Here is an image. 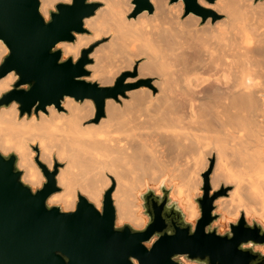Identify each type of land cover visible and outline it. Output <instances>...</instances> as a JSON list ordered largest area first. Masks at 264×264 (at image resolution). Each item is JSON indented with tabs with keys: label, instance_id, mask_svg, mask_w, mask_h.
<instances>
[{
	"label": "bare ground",
	"instance_id": "bare-ground-1",
	"mask_svg": "<svg viewBox=\"0 0 264 264\" xmlns=\"http://www.w3.org/2000/svg\"><path fill=\"white\" fill-rule=\"evenodd\" d=\"M130 1L102 0L104 7L84 20L85 27L93 34L76 33L73 42L59 44L64 56L76 60L93 39L111 32L110 49L95 52L89 79H97L102 85L111 84L122 71L133 66L137 57L145 55L138 74H158L160 83L153 84L159 86L158 94L153 97L151 89L140 88L127 92L129 99L122 98V104L106 99L105 117L89 124L84 123L94 112L90 99L76 101L65 96L61 110L49 105L45 111L29 117L18 116L16 102L1 106L0 152H13L17 156L22 181L33 189L41 186L44 177L33 161L35 153L31 145L37 144L39 160L48 168L55 160H65V167L56 175L60 190L47 198L49 205H58L64 211L74 209L78 193L99 208L110 183L107 175L114 176L116 187L111 197L117 224L141 228L145 218L137 204V191L143 183L165 174L167 182L178 181L173 190L183 199L187 219L198 216L197 206L191 201L194 190L197 191L196 173L212 151L216 154L212 187L217 188L222 180L235 182L230 203L221 201L220 209L227 215L238 216L236 204L247 198L251 208L248 203L246 214L255 211L264 214V128L261 125L255 128L257 124L254 129L250 127L252 110L250 116L245 115L253 105L255 90L264 88V82L259 81L262 74L258 76L263 62L260 66L259 61V69L255 70L257 63L253 61L255 69H252L253 62L247 59L253 57L248 55L255 49V45L252 50L249 48L255 38L248 37L250 27L264 33V4L253 5L251 0H216L212 6L226 13L227 20L208 18L198 26L199 17L192 13L179 20L183 9L180 0L176 9L167 0H150L154 12L143 11L127 18L133 7ZM58 2L69 0H40L42 15ZM198 2L210 5L205 0ZM177 31L186 33L184 36L191 42L181 33L178 39ZM263 44L260 42L254 53L263 54ZM205 51L206 59L202 53ZM6 52L0 40V61ZM176 63L180 73L173 75L175 72H170V68ZM254 70L258 71L257 75ZM16 78L13 72L0 78V95L10 89ZM197 167L198 170L194 169ZM241 168L251 174L248 186L232 179V171ZM193 174L197 175L195 180Z\"/></svg>",
	"mask_w": 264,
	"mask_h": 264
},
{
	"label": "water",
	"instance_id": "water-1",
	"mask_svg": "<svg viewBox=\"0 0 264 264\" xmlns=\"http://www.w3.org/2000/svg\"><path fill=\"white\" fill-rule=\"evenodd\" d=\"M182 1L184 15L193 13L205 20L211 13L198 0ZM132 3L133 17L153 12L150 0ZM100 4L96 0L58 2L47 20L40 0H0V40L8 50L0 61V78L9 72L17 77L0 95V107L16 102L18 116L29 117L49 105L60 108L69 96L76 101L91 99L98 120L104 116L106 99H117L138 86L123 83L126 72L113 85L84 79L93 47L82 49L76 60L63 58L56 48L60 42H73L75 33L85 32V18L93 16ZM33 149L45 177L36 189L22 181L17 156L0 152V264H183L179 258L196 264H264V252L255 249L264 245L260 222H248L241 213L224 233L213 225L220 217L214 202L226 193L224 188L212 190L213 160L202 173V194L194 197L200 211L194 225L187 221L171 188L161 182L158 190L146 187L139 194L147 222L135 228L117 225L112 189L104 192L101 210L80 193L71 211L49 205L47 198L59 191L58 169L56 165L49 169L39 160L38 148Z\"/></svg>",
	"mask_w": 264,
	"mask_h": 264
},
{
	"label": "rangeland",
	"instance_id": "rangeland-1",
	"mask_svg": "<svg viewBox=\"0 0 264 264\" xmlns=\"http://www.w3.org/2000/svg\"><path fill=\"white\" fill-rule=\"evenodd\" d=\"M96 1H98V2H100L101 4H100V6H99V8H101V7H104V2H102V0H96ZM208 4H210L209 6H203V5H201L199 2V4L201 5V6H203L204 8H206L207 10H209L211 13H209L208 14V17L205 19V20H202V18H201V16L200 15H197V14H194L195 16H197V17H199V20H198V26L199 25H202V24H204L206 21H207V19L208 18H210V19H213V20H215V21H217V20H227V16H226V13H223V12H221V11H219L216 7L214 8L213 6H212V4L214 5L215 3H216V0H212L211 2H209V1H207V0H205ZM248 1V0H247ZM264 0H251V3L253 4V5H255L256 3H258V4H256L257 6L259 5V3H260V5H261V3H263L264 4V2H263ZM167 2V4H169V5H173V4H175L173 7L176 9V4H177V2H171L170 0H167L166 1ZM180 2H182V4H183V9H182V11H181V13L179 14V16H178V18H179V20H182V19H184L186 16H188V14L187 15H184V3H183V1L182 0H180ZM129 4H132L133 5V7H132V9H131V11L126 15V17L127 18H133V16H132V13H133V9H134V4L132 3V0L129 2ZM262 4V5H263ZM98 8V9H99ZM178 8V7H177ZM52 10H55V5H54V7L53 8H50L49 10H48V12L44 15L43 14V16H44V18L45 19H49V12L50 11H52ZM145 12H147V11H145ZM153 12H154V6H153ZM42 13V12H41ZM148 13V12H147ZM190 14V13H189ZM193 14V13H192ZM174 15H175V13H174ZM84 27H85V23H84ZM192 27H194V26H192ZM264 27V26H263ZM85 32H82V34H86V35H89V36H91L93 33L91 32V31H89L86 27H85ZM175 29V28H174ZM192 29H194V28H192ZM260 29H263V28H261V27H259V30ZM174 31V30H173ZM173 31H172V34H173ZM253 31V32H252ZM258 32V33H257ZM259 32L261 33V35H259ZM178 33V34H177ZM181 33V35L182 36H184V34H185V36H187V34L186 33H183L182 34V32H176V36L177 35H179ZM250 33V34H249ZM248 33V37H249V39L251 40L252 39V37H255V38H253L252 39V45H251V43H250V41H249V44L251 45L249 48L251 49L254 45H255V49H256V46H261L260 45V42H264V39L262 38L263 36L262 35H264V33L263 32H261V30L260 31H258V29L256 28V31H255V29L253 30H251V27H250V32ZM252 33H254V34H252ZM263 33V34H262ZM76 34V33H75ZM258 34V35H257ZM112 33L111 32H107V33H104V34H101L98 38H95V39H93L90 43H89V45L87 46V47H93V49H92V51H91V53L89 54V57H91V62L87 65V69H88V71H89V75L88 76H85L84 77V79H86V80H89V81H94V82H97L99 85H101V86H106V85H102V84H100L99 83V80H91V79H89V77L91 76V73H92V69H91V67H89V66H91V65H93L94 63H95V52L97 51V50H103V52H106V51H108L109 49H110V41H111V38H112ZM180 35V36H181ZM250 35H252V37L250 36ZM259 37H261V39H262V41H261V39H259L257 36ZM179 36V37H180ZM181 36V37H182ZM184 36V37H185ZM181 37H180V39H181ZM256 37L260 40H258V39H256ZM177 38H178V36H177ZM189 42H191L187 37H185ZM174 39L176 40V38H175V36H174ZM179 39V38H178ZM182 39H183V37H182ZM185 39V40H186ZM75 40V39H74ZM185 40H183V41H185ZM254 40V41H253ZM258 40V41H257ZM176 41H178V40H176ZM180 41H182V40H180ZM187 41V43L189 44V42ZM257 44V45H256ZM4 45V44H3ZM264 45V44H263ZM262 45V46H263ZM5 46V45H4ZM61 45L59 44H57V46H56V48H59V49H61V51H62V48L60 47ZM6 47V46H5ZM84 48H86V47H84ZM83 48V49H84ZM197 48V47H196ZM204 48V47H203ZM6 49H7V47H6ZM108 49V50H107ZM253 49V48H252ZM251 49V50H252ZM252 50V52L250 51V53H249V55H248V57H250L251 59H249V58H247L248 60H251L250 62H256L257 64V66L254 68V65H255V63L253 62L252 63V69H255V70H258L259 69V63H261V62H263V64H264V53L262 54V53H260V52H256V53H254V51H256V50ZM263 52H264V49H263ZM7 53H8V50H7V52H6V54L4 55V56H6L7 55ZM203 53V57H204V59H206L207 58V53H206V51H205V53L204 52H202ZM259 53V54H258ZM3 56V57H4ZM255 56V57H254ZM263 56V57H262ZM2 57V58H3ZM62 57L63 58H67V57H69V56H64V53H63V51H62ZM72 57V56H71ZM73 58V57H72ZM254 58V60H252ZM2 60V59H1ZM73 60H74V58H73ZM146 60V57H145V55H143V56H140V57H137L135 60H134V63H133V66L130 68V69H125L124 71H122L115 79H114V81L111 83V84H108V85H113L114 84V82H115V80L122 74V73H129L127 76H126V78L124 79V81H123V83L124 84H138V86L137 87H134V88H132V89H129V90H126L125 91V94L124 95H118V98L117 99H113V98H111L112 100H114L115 102H117L118 104H122V98L123 99H129V97L127 96V92H129V91H132V90H134V91H138L140 88H144V89H147V88H149V90L151 89V92L153 93V97L154 96H156L157 94H158V91H159V86H155L154 87V83H160V81H158V80H160L161 79V77L157 74H148V75H145V76H141V75H139L138 73V66H139V64H141V62L143 61H145ZM247 60V61H248ZM263 60V61H262ZM260 61V62H259ZM142 62V63H143ZM250 62H249V65H251L250 64ZM259 62V63H258ZM239 64V63H238ZM172 67L170 68V72H175V73H173V75L175 74L176 75V73L178 72V74L180 73V70H179V68H180V66L179 65H177V63H176V65H171ZM176 66V67H175ZM260 66H262V63L260 64ZM264 66V65H263ZM258 67V68H257ZM260 68H263L262 70H258V71H255L254 70V72H256V74L255 75H257L258 73V76H259V78H260V75H261V78L263 77L264 78V67H260ZM176 69V70H175ZM169 70V69H168ZM262 71H263V73H262ZM168 73H169V71H167ZM258 72V73H257ZM261 72V73H260ZM171 74V73H170ZM177 74V75H178ZM172 75V74H171ZM175 78V76H173V79ZM259 78L257 77L256 78V80H259ZM260 79L259 81H262V82H264V79ZM210 81V80H209ZM209 81H207L206 83H211V82H209ZM259 81H257V82H259ZM261 82V83H262ZM205 83V82H204ZM213 83H214V81H213ZM216 83V82H215ZM263 87H262V89H260V90H255L256 92L254 93V95H255V100H254V102H253V105H251L247 110V113L245 114V115H249V113H251L252 111V113H251V117H253V119H251L252 121H251V123L253 122L254 123V125H253V123L250 125V127L252 128V129H254V127H255V125L257 124V126L255 127V128H257V127H259L258 125H261L260 127H262V128H264V91H263ZM91 100V99H90ZM92 101V100H91ZM93 102V101H92ZM93 105H94V112H93V114H92V117H91V119H88L87 121H85V123L84 124H89V123H91V122H95L96 121V108H95V104H94V102H93ZM252 107V108H251ZM254 107V108H253ZM17 108H18V105H17ZM62 109V107L59 109V110H61ZM252 110V111H251ZM249 111H251V112H249ZM246 112V111H245ZM18 114H19V110H18ZM32 114H35V113H32ZM250 116V115H249ZM103 117H105V108H104V116ZM250 117V118H251ZM102 118V117H101ZM255 121V122H254ZM262 128H261V131H262ZM259 130V129H258ZM260 131V132H261ZM263 131H264V129H263ZM262 131V132H263ZM158 132V131H157ZM159 133H160V131H159ZM264 133V132H263ZM33 146H36L37 148H38V146H37V144H33V145H31V149L34 151V155H33V161L35 162V160H34V157H35V155H36V151L33 149ZM39 150V149H38ZM10 153V152H9ZM211 160H213V169H212V173H213V170H214V167H215V160H216V154H215V152H212L211 151V154L207 157V159H206V162H205V164H204V166H203V168L200 170V171H197L198 173H196L197 175H198V177H197V175H195V174H193V176H194V180H195V177H197L196 178V181H198V185H197V188H196V190L197 191H195L194 190V193H193V195H192V197H191V201H193L195 204H196V206H197V210H198V216L196 217V218H194L193 220H188L187 219V215H186V219H187V221H189V222H191L193 225L195 224V222H196V219L200 216V211H199V208H198V205H197V203L194 201V197H198L199 195H201L202 194V190H201V185H202V173L203 172H205L207 169H208V167H209V165H210V162H211ZM35 164L37 165V163L35 162ZM45 164V163H44ZM182 164H184L183 162H182ZM46 165V164H45ZM54 165H56L57 166V169H58V172H59V169H61V168H64L65 167V165H66V162H65V160H60V161H58V160H55V164ZM53 165V166H54ZM38 166V165H37ZM53 166L51 167V168H49V169H52L53 168ZM39 167V166H38ZM48 167V166H47ZM40 169V168H39ZM194 169H196V170H198V167L197 168H194ZM194 169H193V171H194ZM21 170V169H20ZM22 171V170H21ZM41 171V170H40ZM57 172V173H58ZM42 173V172H41ZM212 173H211V175H212ZM43 175V174H42ZM108 176V178H109V180H110V183H109V185H108V187L104 190V192L106 191V190H108V189H112V192L114 191V189H115V187H116V180H115V178H114V176H112V175H107ZM44 177V176H43ZM168 175L167 174H165V175H162L161 176V178H159V179H155L153 182L152 181H147V182H145V183H143V185H142V187L140 188V189H138V191H137V204L140 206V214H142V200L140 199V197H139V194L140 193H142V192H144L145 191V189H146V187H151V188H155L156 190H158V187H159V185H160V183L161 182H164L165 183V186L168 188H171V195L173 196V198L174 199H176V200H178L179 202H180V204H181V206H182V208H183V211L185 212V210H184V207H183V199L182 198H180V197H177L178 195H176V193L174 192V190H173V188H174V186L176 185V183H178V181L177 180H171L170 182H167L168 180ZM232 179L233 180H235V181H238L239 183H240V185L241 186H248V185H250V180H251V174H248L247 172H246V170L244 169V168H241V169H236L235 170V172H233L232 171ZM45 181V177H44V180H43V182ZM167 182V183H166ZM224 182V183H223ZM152 183V184H151ZM148 184V185H147ZM210 184H211V176H210ZM42 185V184H41ZM41 187V186H40ZM211 187H212V185H211ZM234 187H235V182L234 183H232L231 181L230 182H228V181H221L220 182V184H219V186L217 187V188H213L212 187V190H219V189H221V188H224L225 189V194L224 195H222V196H220L219 198H217L216 200H215V205H216V209H215V212H217V213H219L220 214V217H219V219L218 220H216L214 223H213V225L214 226H216L217 227V231L219 232V233H224L225 231H227L228 230V223L229 222H231V221H236L239 217H240V215H241V213H242V215L245 217V219L248 221V222H251V220H256V221H258V222H260L262 225H263V227H264V214L263 213H261L260 211H255V213L254 212H251L250 214H246V207L248 208V206H247V204L249 203V206H250V203H251V201L249 202L248 200L249 199H244V198H242V199H244V200H241L238 204H236L237 205V207L239 208V209H237L239 212H238V216H234V215H227V214H225V212H224V210H221L220 209V205H221V201L222 202H224V203H230V201H229V199H230V193L232 192V190L234 189ZM39 188V187H38ZM36 189V188H35ZM144 189V190H143ZM59 190H60V187H59ZM140 190V191H139ZM104 192H103V194H104ZM103 194H102V197H101V202H100V207L99 208H97V209H99V210H101V208H102V199H103ZM112 194V193H111ZM83 195V194H82ZM85 196V195H84ZM86 197V196H85ZM248 197V196H247ZM250 197V196H249ZM87 198V197H86ZM250 200H252L251 199V197H250ZM246 201H248V202H246ZM254 201V200H253ZM76 202H77V198H76ZM254 204V203H253ZM253 204H251V205H253ZM94 206H95V204H94ZM96 207V206H95ZM257 207V209H258V207L259 206H256ZM75 208V207H74ZM249 208H251V206L249 207ZM253 209V208H252ZM185 214H186V212H185ZM224 215H226V217L225 218H223V216ZM142 216L145 218V223H144V225L146 224V222H147V218H146V216L145 215H143L142 214ZM260 216H262L263 217V219L261 220L259 217ZM118 225V224H117ZM121 225V224H120ZM143 225V226H144ZM142 226V227H143ZM141 227V228H142ZM255 249H257V250H260V251H262V252H264V245L263 246H256L255 247ZM179 260L183 263V264H196V263H193V262H189V261H187V260H185L184 258H179Z\"/></svg>",
	"mask_w": 264,
	"mask_h": 264
},
{
	"label": "snow or ice",
	"instance_id": "snow-or-ice-1",
	"mask_svg": "<svg viewBox=\"0 0 264 264\" xmlns=\"http://www.w3.org/2000/svg\"><path fill=\"white\" fill-rule=\"evenodd\" d=\"M69 2H71V0H69Z\"/></svg>",
	"mask_w": 264,
	"mask_h": 264
}]
</instances>
